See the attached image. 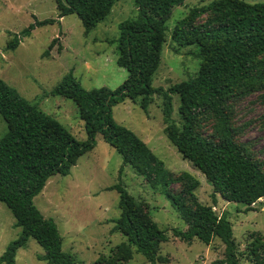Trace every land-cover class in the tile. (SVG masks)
Masks as SVG:
<instances>
[{
  "label": "trees",
  "instance_id": "obj_1",
  "mask_svg": "<svg viewBox=\"0 0 264 264\" xmlns=\"http://www.w3.org/2000/svg\"><path fill=\"white\" fill-rule=\"evenodd\" d=\"M118 0H56L58 19L76 15L84 34L103 22ZM186 0H135L138 15L119 24L117 65L128 78L117 89L107 87L86 90L72 72L67 74L50 95L72 100L85 123L87 140L78 141L59 121L36 104L23 98L0 78V116L7 132L0 139V202L13 214L20 236L11 242L0 264H16L20 249L34 239L45 251L41 258L48 264H76L75 257L63 250V237L53 219H47L35 205L47 182L67 177L78 160L93 151L101 135L122 157L121 176L126 167L133 168L171 201L188 228L173 229L174 237L192 244L199 240L209 246L219 239L225 245L224 258L213 264H241L234 240L233 225L227 215L218 216L213 206L200 204L195 196L200 182L189 173L172 178L159 160L134 132L116 123L113 108L126 100L139 103L147 113L155 96L162 98L165 134L185 160L201 172L217 196L230 203L252 207L264 199V169L237 143L225 96L251 83L264 58V3L244 0H215L208 6L192 9L180 20L172 38L180 46H198L194 55L201 61L198 75L189 81L156 88L153 79L162 61L168 32L167 22L174 8ZM204 17L207 20L199 22ZM30 24L7 43L16 50L24 38L37 28L54 25L55 19ZM58 39L52 41L44 57H49ZM114 43V42H113ZM59 52L62 47L58 46ZM173 95L180 97L181 125L173 119ZM211 112L218 121L219 140H210L196 130L201 112ZM174 183L182 190L175 192ZM120 195V217L115 230L126 239L123 248H131L150 264H169L161 258L162 244L170 241L167 231L150 219L121 182L109 188ZM251 263L264 264V250H251Z\"/></svg>",
  "mask_w": 264,
  "mask_h": 264
},
{
  "label": "rangeland",
  "instance_id": "obj_2",
  "mask_svg": "<svg viewBox=\"0 0 264 264\" xmlns=\"http://www.w3.org/2000/svg\"><path fill=\"white\" fill-rule=\"evenodd\" d=\"M215 0H186L174 8L167 22L168 32L162 51V61L153 79L156 88L171 86L195 78L201 61L194 57L198 46H180L173 38L177 23L194 8L210 5ZM263 4L264 0H244ZM135 0H118L111 14L86 36L76 15L58 19L56 0H0V78L25 99L59 121L78 141L87 140L85 123L79 109L69 99L50 95L52 90L72 72L86 90L107 87L117 89L128 78V72L117 65L119 24L136 19ZM47 19L57 23L37 28L14 50L7 43L20 35L30 24ZM204 17L199 22H204ZM58 39L49 57H44L52 41ZM114 42V43H113ZM62 47L59 52L58 46ZM254 80L225 96L224 107L231 119L237 143L264 169V58ZM180 97L173 95V119L180 126ZM117 124L126 127L142 139L161 160L172 178L189 173L200 182L195 196L200 204L213 206L218 216L227 215L233 225L234 240L241 264L251 263V250H264V199L248 207L230 203L219 195L213 203V187L206 177L185 160L165 134L162 98L145 113L139 103L126 100L113 108ZM218 121L211 112H201L196 130L210 140H219ZM7 124L0 116V139ZM93 151L82 156L67 177L51 178L34 202L43 216L53 219L63 237V250L72 254L76 264H150L131 248V256L122 247L127 239L115 230L114 220L120 217V195L110 187L123 184L143 207L145 214L168 232L170 241L162 244L159 256L169 264H213L224 258L225 245L214 240L209 246L195 240L192 244L172 234L173 229L185 231L188 226L171 201L131 167L123 165L121 155L101 135L96 137ZM175 192L182 190L174 183ZM11 211L0 202V258L8 245L21 234L15 227ZM45 251L30 239L19 250L16 264H48L42 261ZM161 264V263H158Z\"/></svg>",
  "mask_w": 264,
  "mask_h": 264
},
{
  "label": "crops",
  "instance_id": "obj_3",
  "mask_svg": "<svg viewBox=\"0 0 264 264\" xmlns=\"http://www.w3.org/2000/svg\"><path fill=\"white\" fill-rule=\"evenodd\" d=\"M63 19V18H62Z\"/></svg>",
  "mask_w": 264,
  "mask_h": 264
}]
</instances>
